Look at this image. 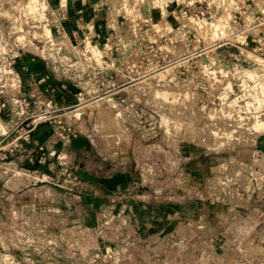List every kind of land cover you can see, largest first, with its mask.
<instances>
[{"label": "rangeland", "instance_id": "1", "mask_svg": "<svg viewBox=\"0 0 264 264\" xmlns=\"http://www.w3.org/2000/svg\"><path fill=\"white\" fill-rule=\"evenodd\" d=\"M59 1L0 0V148L15 141L18 135H25L26 128L18 123L26 118L27 123H32L30 127L43 120L39 125L51 126L57 131L56 134L53 131L43 145L48 140L63 142L62 137L70 129L74 140L88 144L92 141L98 151L111 150L110 154L115 153L118 160L123 158L138 180L145 164L137 165L139 149L147 152V167L150 162L161 169L158 158L162 159L161 164H168V170L177 163L195 160L196 156H201L197 151L211 159L215 156L214 162L221 168L213 173L219 177L213 188L219 194L206 195L201 201L205 203L206 224L202 233L193 237L197 241L189 239L181 246L180 238L174 235L169 238L167 251L177 257V262L172 264H264V169L261 164L264 58L242 50L245 61L239 64L244 76L236 73L233 58L226 55L228 52L223 53L226 57L221 58L220 63L215 60L228 50L229 44L241 42V38L232 37L231 20L234 8L240 9L245 0H92L95 8L103 10L99 22H105L108 16L109 20L118 22L115 29L110 28L116 34L111 38L107 36L108 42L102 44L94 42L96 32L91 24L74 37H64V32L58 29L62 25L56 15ZM76 1L84 6L86 1L91 4V0ZM66 2L61 0L60 5L66 6ZM197 4L216 12V22L196 19L191 11L184 14L185 6ZM139 6L155 7L158 13L166 8L170 14L163 13L160 23L158 18L155 22H145L143 14L139 15ZM225 43L228 44L223 46ZM219 45L222 47L216 49ZM38 60L45 70H55L58 81L72 80L77 85V96L66 94V104L58 106L59 111L50 109L47 102L43 104V97L23 84L30 82V70L40 66H35ZM97 70H104L103 75L97 74ZM106 70L112 72L106 75ZM152 70L168 71L146 81ZM198 79L202 81L198 83ZM141 80H145V84ZM131 84L140 89L119 91L123 85ZM23 99L27 100V107ZM110 122L115 133H95V128ZM204 130L209 133L205 134ZM216 131L215 138L208 137ZM218 135L223 138L218 140ZM212 140L220 142L212 143ZM81 158L86 159L84 155ZM4 173L8 170L0 166V174ZM8 174L2 176L1 184L10 178ZM51 176L40 175L39 179L46 185L60 184L63 180L54 177L51 181ZM211 177H207L209 181ZM207 178L201 189L209 188ZM172 188H183L181 181L174 182ZM187 189L194 190L195 186ZM18 193L15 190L11 194ZM195 210L188 208L187 211ZM219 213L234 214L236 220L233 219L231 227L235 234L229 230L220 231L216 237L210 231L207 233L213 225V216ZM188 220H192L190 215ZM12 221L9 226L13 230L20 229V219ZM190 226L199 229L194 221ZM17 238L16 250L25 253L22 251L24 238ZM66 251L65 247L59 250L61 259L65 264H73L69 257L65 258L63 252ZM31 256L37 264L38 257ZM42 260L46 263L45 258H40L39 262ZM151 263L168 264L162 255Z\"/></svg>", "mask_w": 264, "mask_h": 264}, {"label": "crops", "instance_id": "2", "mask_svg": "<svg viewBox=\"0 0 264 264\" xmlns=\"http://www.w3.org/2000/svg\"><path fill=\"white\" fill-rule=\"evenodd\" d=\"M60 4L61 0L58 2L59 7L56 11L64 14V17L60 18V16H58L60 25H62L58 29L64 32V37H71L73 31L76 29L78 16H81L83 19L82 29L90 28L89 24L94 28L96 32L94 42H98L99 44L103 42L106 43L108 42V32H113L114 35L116 34L115 30L110 28L115 29L118 22H113L114 20L112 19L109 20V16L105 19V22H99L98 20L103 10L100 7L95 8V4H93L92 0L91 4L86 1V6H84L82 2L77 3L76 0H67L66 6L63 7ZM138 8L139 15L143 14L142 18L145 22H155L158 18V23H160V21L163 20V13L170 14V11L166 8L159 13L155 7L149 9L148 7L142 8L139 6ZM122 46L123 50H125V45H123V43ZM94 48L98 50L96 45ZM228 50L229 52L233 51L230 47ZM216 59L217 61L220 60L219 57H216L215 60ZM35 66L39 67H37L36 70H30V82H23V84H26L28 90L34 94L36 93V95L43 97V103L50 100L52 104L62 107L66 104V102H64V96L66 94L74 98L77 96V85L74 84L72 80L58 81L56 79L55 70H45V66L40 63V60H38ZM74 71L75 70H68L70 73ZM106 71V75L112 72V70ZM34 74H36L37 77H33ZM45 74H48L50 79L42 83L38 81L42 75ZM26 81H29L28 78H26ZM45 90L48 91L47 94L44 92ZM121 90L123 92L129 91L130 87L123 85ZM48 96H50V98H48ZM53 131L51 126L47 128V126L38 125L35 134L37 143L42 146L43 143L50 138ZM63 142L58 140L55 144L48 146V148H46L47 154L53 150H58V148L63 145ZM96 145H94L92 141L88 144L87 142L74 140L72 138L69 140L67 149L74 154L73 163L77 167L74 179V188L76 187V190H73V192H68L52 184L46 185L41 181H30L27 177H23V174L21 175L19 173L20 166L13 158H11L9 163L0 165L1 167H5L8 173H10V178L6 179L3 184L0 182V208L3 207L0 210L2 211L0 212V264H34L33 258L30 259L25 253L16 250L17 248H15L16 243L14 240V234L24 233L26 231L24 227H26V224L31 220H36L38 223H41L47 219L52 228L57 229L55 233L60 232V230L62 231L64 227L67 226V228L72 230L75 237L83 239L86 236V217H90L94 211L102 205H105L108 211L111 206L110 199L108 198L111 197V194H115L120 199L130 202L129 206L132 208L134 221H136L139 228V234L145 238L148 243L165 239L169 245V238L174 235V231L177 228H185L184 231L187 233L186 236L180 239L182 241L179 243L181 246L182 244L188 243V241H190L189 239L193 240V237H197L202 233L206 224L203 209L205 203L199 200L191 201L184 199L173 200L171 202L150 201L149 198L152 189L146 187L144 182L138 180L136 174L132 172L130 166L126 165L123 158L118 160L115 153L110 154L111 150L107 152L104 150L98 151ZM25 149L27 153L32 152L33 161L28 163V161L25 160L23 161V163H25L22 165L28 166L29 168L40 167L38 170H40L43 175H54V170L52 168L55 166L54 163L56 162L54 158L48 157L49 164L42 168L37 164V159L39 157L36 151L37 147L33 144H28L25 146ZM160 153V155H163L162 152ZM201 153L203 154V152L197 151L196 154L201 156H196L195 160L189 163H177L176 166L171 167L170 170H168V164H160L162 169H160L161 182L168 188L164 189V195L194 193L205 184L204 180L206 182L208 176L210 177L213 173H217L216 171L221 167L217 166L219 163L216 162L215 164V156L211 159L210 156H205ZM157 154L159 153L156 152V155ZM83 155L86 158L85 160L81 158ZM211 160L212 162H209ZM157 161H162V159L157 158ZM51 165L52 169L49 167ZM173 168H175L174 171ZM18 169L19 171H17ZM8 173L0 174L1 181L3 179L2 176ZM18 173L21 176H18ZM178 180L181 181L183 188L174 190L172 184L178 182ZM189 180L192 182L190 183ZM189 186H195V189L188 190L187 188ZM15 190L19 193L17 195H12L11 193ZM188 208H195L196 210L189 213L187 211ZM189 215L195 224H198V230H195L196 227L190 226V223L193 221L188 220ZM215 215L213 216V222L216 220ZM16 218L20 219L21 226L20 229L18 228L19 230H13L9 226V222H13L12 220ZM187 229H189V231ZM194 240L197 241V239ZM202 240L199 243L202 244ZM197 244L198 243H196V245ZM39 259H36L37 264H39Z\"/></svg>", "mask_w": 264, "mask_h": 264}, {"label": "built area", "instance_id": "3", "mask_svg": "<svg viewBox=\"0 0 264 264\" xmlns=\"http://www.w3.org/2000/svg\"><path fill=\"white\" fill-rule=\"evenodd\" d=\"M185 7L186 10L184 11V14L187 13V11H191L192 17L194 16L196 19L201 18V20H205L206 22L210 23L216 22L217 20L216 12L211 11L208 6L203 7L201 4H197L193 7ZM234 9L235 14L231 20V23L234 26V33L232 32V37L235 39L241 38V42L237 41L235 44H229L231 48L233 47L232 52H229V50L224 48L226 51L222 52L220 61L221 58L224 60L226 57L223 53L228 52L229 54L226 55L227 57L233 58L235 64L234 69H236V73H240L242 76H244V69H242L239 64L242 63V60L245 61L242 59V50L246 53H255L260 59L264 58V0H245L244 5L241 6L240 9ZM56 15L60 16V18L64 17V14L60 12H56ZM82 23V17L78 16L76 29L72 33L73 37L77 35V32L82 30ZM113 35L114 33L111 32L108 36L111 38ZM227 44L225 43L223 46ZM248 45L250 47H248ZM220 47H222V45H219L216 47V49ZM110 48L112 47H109V49ZM220 61L218 62L220 63ZM154 71L157 70H152L151 72L153 73L145 78L146 81L156 78V76H162V73L168 70H159L157 72ZM97 72V74L103 75L104 70H97ZM245 77L247 78L246 75ZM49 79L50 76L45 74L42 75L38 81L42 83L48 81ZM145 80H141L140 82L145 84ZM200 81L202 80L198 79V83H200ZM134 85L135 84L129 85V91L133 92L136 89H140ZM155 86L156 85H154V89ZM161 88L163 89V87ZM149 89H151V86ZM119 91L122 90L119 89ZM44 92L47 93L48 91L45 90ZM152 93L153 89L150 94ZM22 101L23 105L27 107V100L23 99ZM46 104L54 111L61 110L58 108V106L52 104L50 100H48ZM46 113H49V111ZM41 122H43V120L36 122L37 124H33L32 127H30L32 123H27V119L25 118L18 123L21 128H26L25 135H18L15 138V141L7 143L3 148H0V164H7L11 161V158H14V161H16L20 166V171L28 174H23L25 177H30V181L43 182V180L39 179L40 175L44 177L43 173L38 170L40 167L29 168L28 166L22 165L25 163H23L25 160H27L28 163L33 161L32 152L27 153L25 149L26 145L33 144L37 147L36 151L39 154L37 159V164L39 166L42 168L46 167V165L49 164L48 157H52L56 161L54 163L55 166H49L54 170V175L50 180L53 181L52 178L54 177H62L63 180L60 184H51L68 192H73V190H76V187L74 188V179L76 176L77 167L73 163L74 154L67 149V146L69 144V140L75 137L74 132H70L71 130L69 129L68 133L62 137V140L64 141L62 143L63 145H61L58 150H53L47 154L46 148L52 144H55L56 141L48 140L46 144L42 146L37 143V140L35 139L36 128L39 124H41ZM89 126L92 128L91 123ZM54 133L56 134L57 131H54ZM17 142L19 144H17ZM261 152L263 153L261 164H263L262 168L264 169V137L263 149H261ZM146 155L147 152L139 149L137 165L141 166L145 162L142 169H140V181L144 182L146 187L152 189L149 198L150 201L171 202L173 200L183 199H196L203 201V197L206 195L214 196L215 194H219V192L213 188V185L218 182L219 177H216L213 174L212 177L210 176L212 178L211 181H209V179L207 180V183L209 184V188L207 190L206 188H200L198 191L189 194L184 193L183 195H164V189L167 187H165V185H163L161 182V171L158 168L159 166L158 164L152 165V163L150 164L149 162L147 167ZM253 160L254 156L251 155V162ZM161 162L162 161H159V164H161ZM110 196L111 197L108 199H110L111 206L108 211L106 210V206L102 205L98 207L90 217H86V236L83 239H78L75 237L74 233H72V230L67 228V226H65L62 231L60 230V232L55 233L52 226L46 219L41 223H38L35 220L34 221L37 223H34V221L31 220L28 224H26L27 229L24 233L14 234V236H16L14 240L16 241L18 236L24 238L23 251H25V255L28 258L30 257V259L32 257L31 255L34 254L38 257V259L45 258L46 263L44 260H42V262H39L38 260V263L40 264H65V261L61 259L63 257L62 253H59V250L62 247L67 249L66 252H63L66 253V255H63L65 258L69 257L73 264H154L151 263V261L156 259L159 255H162L164 257V262H167L168 264L176 263L177 257H172L171 252L167 251L168 244L165 239L148 243V241L139 234V228L136 221H134L132 208L129 206L130 202L120 199L115 194H111ZM215 216L216 220L213 222V225L209 227L207 233L210 231L214 237H216V234H218L220 231L229 230L234 234L236 233L231 227L233 219L236 220L234 214L219 213ZM184 230L185 228H177L174 231V236L182 239L187 234ZM145 243H148V245ZM39 254H41V256H39ZM170 259L171 261H169Z\"/></svg>", "mask_w": 264, "mask_h": 264}, {"label": "bare ground", "instance_id": "4", "mask_svg": "<svg viewBox=\"0 0 264 264\" xmlns=\"http://www.w3.org/2000/svg\"><path fill=\"white\" fill-rule=\"evenodd\" d=\"M214 111H215V110H214ZM214 111H213V114H214ZM211 113H212V112H211ZM198 116H199V115H198ZM207 116H208V115H207ZM210 116H211V115H210ZM196 117H197V116H196ZM196 119H197V118H196ZM193 121H194V120H193ZM205 121H206V119H205ZM205 121H204V122H205ZM222 121H223V120H222ZM117 122H118V120H117ZM206 122H207V121H206ZM206 122H205V123H206ZM215 122H216V121H215ZM217 122H219V121H217ZM226 122H227V121H226ZM226 122H225V123H226ZM193 123H194V122H193ZM220 123H221V121H220ZM185 124H186V122H185ZM189 124H190V123H189ZM229 124H231V123H229ZM190 127H191V126H189V128H190ZM191 128H192V127H191ZM199 128H200V127H199ZM199 128H198V130H199ZM216 128H217V127H216ZM205 129L207 130V127H206ZM214 129H215V128H214ZM223 129H224V128H223ZM223 129H222V130H223ZM185 130H186V128H185ZM206 130H204V131H206ZM212 130H213V129H212ZM222 130H220V131H222ZM213 131H214V130H213ZM218 131H219V129H218ZM218 131H216V132L214 133V135L212 134L211 136H208V137L211 138V139L215 138V137H216L215 135L218 134V133H217ZM229 131H230V130H229ZM204 133H205V134H206V133L208 134L209 132L206 131V132H204ZM219 133H220V132H219ZM221 133H222V132H221ZM200 134H201V133H200ZM210 134H211V133H210ZM223 134H224V133H223ZM98 135H99V134H98ZM105 135H106V134H105ZM115 135H117V134H115ZM191 135H192V134H191ZM201 135H202V134H201ZM102 136H103V135H102ZM202 136H203V135H202ZM205 136H207V135H205ZM218 137H219L218 140H220V139L223 138L222 135H221V137L218 135ZM197 138H198V137H197ZM201 138H202V137H201ZM235 139H236V138H235ZM204 140H205V138H204ZM206 140H207V137H206ZM218 140H214V142L218 144V143L220 142V141H219V142H216V141H218ZM231 140H232V139H231ZM231 140H230V141H231ZM200 141H201V139H200ZM208 141H209V140H208ZM208 141H207V142H208ZM232 141H233V140H232ZM209 142H210V141H209ZM214 142H213V140H212V143H214ZM202 144H203V143H202ZM204 145H205V144H204ZM206 145H207V143H206ZM228 145H230V144H228Z\"/></svg>", "mask_w": 264, "mask_h": 264}, {"label": "water", "instance_id": "5", "mask_svg": "<svg viewBox=\"0 0 264 264\" xmlns=\"http://www.w3.org/2000/svg\"><path fill=\"white\" fill-rule=\"evenodd\" d=\"M100 128H95V133L96 134H103L105 132H110V133H115V128L113 126V123L110 122V124H106L103 126H99Z\"/></svg>", "mask_w": 264, "mask_h": 264}]
</instances>
